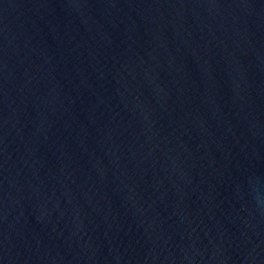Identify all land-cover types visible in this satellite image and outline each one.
I'll return each mask as SVG.
<instances>
[{"label": "water", "instance_id": "1", "mask_svg": "<svg viewBox=\"0 0 264 264\" xmlns=\"http://www.w3.org/2000/svg\"><path fill=\"white\" fill-rule=\"evenodd\" d=\"M0 264H264V0H0Z\"/></svg>", "mask_w": 264, "mask_h": 264}]
</instances>
